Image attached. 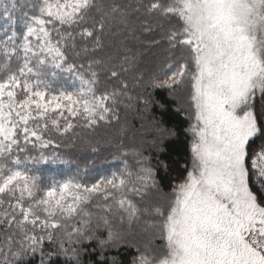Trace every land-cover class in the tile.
Wrapping results in <instances>:
<instances>
[{"label": "snow or ice", "instance_id": "obj_1", "mask_svg": "<svg viewBox=\"0 0 264 264\" xmlns=\"http://www.w3.org/2000/svg\"><path fill=\"white\" fill-rule=\"evenodd\" d=\"M0 16V264H119L123 246L131 264H264V0H9ZM157 90L190 137L167 193L165 159L121 145L94 164L121 106L167 111ZM153 126L162 152L178 133Z\"/></svg>", "mask_w": 264, "mask_h": 264}, {"label": "trees", "instance_id": "obj_2", "mask_svg": "<svg viewBox=\"0 0 264 264\" xmlns=\"http://www.w3.org/2000/svg\"><path fill=\"white\" fill-rule=\"evenodd\" d=\"M9 0H0V6L7 4ZM17 3H23V0H17ZM18 15V14H17ZM9 22L0 16V29H2ZM17 31H20L19 22L16 25ZM4 38V33L0 31V39ZM112 42L113 48L119 47L121 36L109 38ZM138 91V90H135ZM135 91L133 94H135ZM156 100L166 103L167 111H163L156 106L151 110L145 111L142 105L132 101V107L124 108L121 106L119 110V120L113 121L110 124L99 127L95 136L102 141L110 142V146L103 149L99 157L95 159L94 164L99 169L111 170L117 166L116 162L112 161V153L118 150V146L122 145L119 150H140L145 156H150L155 165L158 158L167 160L170 167L165 172L161 169L158 173V179L161 180V188L163 192L170 191V185L175 183L178 178L182 177L184 172L182 165L188 160V143L190 137L184 132L188 126V121L182 113H176V105L168 100L167 93L157 90L154 93ZM257 108H259L260 101L257 99ZM162 121V126L169 129H174L178 133L176 136H166L163 138V151L158 152L152 147V141L156 138V129L153 126V119ZM131 156L129 160H131ZM175 161L179 162L178 166ZM86 161H82L83 164ZM91 248H89V252ZM98 254V253H97ZM109 257L115 256L119 264H131V260L135 255V249L123 246L118 249H112L107 254ZM83 264H90L97 259L96 255H84L82 257ZM36 264V261H33ZM58 264H65L61 259Z\"/></svg>", "mask_w": 264, "mask_h": 264}]
</instances>
